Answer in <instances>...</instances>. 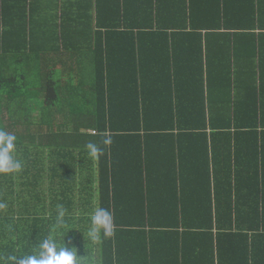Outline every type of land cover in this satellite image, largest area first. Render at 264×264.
<instances>
[{
  "label": "trees",
  "instance_id": "trees-1",
  "mask_svg": "<svg viewBox=\"0 0 264 264\" xmlns=\"http://www.w3.org/2000/svg\"><path fill=\"white\" fill-rule=\"evenodd\" d=\"M14 1L0 0V129L17 137L23 168L0 175V260L33 254L62 204L66 225L52 235L92 264H264V189H235L228 148L235 135H252L259 151L257 86L235 110L223 88L215 110L202 92L174 91L172 71L163 92L167 76H147L163 66L141 52L148 39L231 32L223 28L231 19L257 38L264 0H236L232 9L229 0H160L159 8L156 0H105L95 30L81 29L90 15L78 13L55 31L35 28L41 21L31 25ZM55 18L52 8L43 20ZM90 142L103 150L96 158ZM209 150L214 170L202 163ZM98 207L111 211L114 235L92 245L83 234Z\"/></svg>",
  "mask_w": 264,
  "mask_h": 264
},
{
  "label": "crops",
  "instance_id": "crops-1",
  "mask_svg": "<svg viewBox=\"0 0 264 264\" xmlns=\"http://www.w3.org/2000/svg\"><path fill=\"white\" fill-rule=\"evenodd\" d=\"M128 1L130 0L125 2ZM146 1L147 4L152 5L150 0ZM235 1L229 0V7L235 5ZM187 2H191L195 6L198 4V0H187ZM215 2L216 0L213 1V3ZM156 5L158 8L160 7V0H156ZM12 7L18 11L25 10L30 15L31 25L33 18L37 22L40 20L41 23H36L34 27L41 28V31L65 29L64 21L70 20V17L78 13L90 15L88 17L89 24L81 23L80 28L95 30L97 28L96 19L100 18L101 12L105 10V0H15ZM52 8L56 10V18L51 20L52 22L43 20L44 14ZM230 9L232 8L230 7ZM235 22V19H231L223 27L231 29V32L205 31L202 38L148 39L144 43V47L141 48L143 57L148 59V63L153 61L152 67L154 65V68H157L160 64L163 66V70L155 73L149 72L147 76L157 77L160 73L166 75L167 78L161 86L165 92L170 87L169 76L172 71L171 82L174 91L179 93L191 90L202 92L206 96L207 103L211 104L215 110L219 108L218 97L225 93V89L232 94L233 105L231 108L235 110L246 106L249 93H252L253 87L257 86L264 108V23L261 25L263 31L256 32L258 37L252 39L250 35L254 32L244 30L243 28L246 26L234 25ZM211 28L215 27L209 25L206 29ZM225 33L230 36L224 35ZM41 39L42 32L35 36V41L38 42ZM230 67V75L226 74L224 78L222 70H228ZM196 75L198 80L191 81L192 77L196 79ZM253 140L255 138L252 135H235L232 144L228 147L232 150V173L235 189H264V139L259 145V151H256ZM130 146L129 144L115 146V152L120 154ZM212 156V150H209L208 158L202 162L210 169H213L214 166ZM257 172L258 183L255 178ZM95 187H97V181ZM249 201L253 202L255 199L249 197Z\"/></svg>",
  "mask_w": 264,
  "mask_h": 264
},
{
  "label": "clouds",
  "instance_id": "clouds-1",
  "mask_svg": "<svg viewBox=\"0 0 264 264\" xmlns=\"http://www.w3.org/2000/svg\"><path fill=\"white\" fill-rule=\"evenodd\" d=\"M17 137L4 129H0V175L17 174L23 168V162L15 157ZM104 146H110L112 139L105 134L102 141ZM87 154L96 158L102 154L103 150L96 143H88ZM7 208V204L0 202V210ZM66 209L62 204L56 205L55 223L50 226V234L36 245L33 254H25L17 257L10 255L7 258L8 264H92L86 256H79L75 246L69 247L65 243L58 245L52 233L60 234L66 225ZM8 231H12V226H8ZM70 232V231H69ZM68 232V233H69ZM67 233V234H68ZM114 235L113 215L107 208H95L89 216V226L85 236L92 245H100L104 240L110 239ZM67 236V235H66ZM0 264H4L0 260Z\"/></svg>",
  "mask_w": 264,
  "mask_h": 264
},
{
  "label": "rangeland",
  "instance_id": "rangeland-1",
  "mask_svg": "<svg viewBox=\"0 0 264 264\" xmlns=\"http://www.w3.org/2000/svg\"><path fill=\"white\" fill-rule=\"evenodd\" d=\"M37 102H38V101H37ZM38 103H39V102H38ZM38 103H36V108H35L36 111L34 112V115H35V113L38 114V115L40 114V112H39V108H40L39 105H40V104H38ZM34 115H33V116H34ZM36 120H39V118H37Z\"/></svg>",
  "mask_w": 264,
  "mask_h": 264
}]
</instances>
